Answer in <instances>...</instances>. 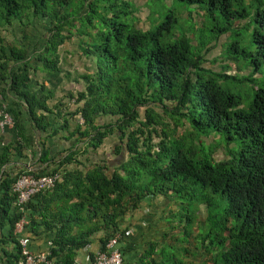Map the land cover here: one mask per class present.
<instances>
[{"label":"trees","instance_id":"16d2710c","mask_svg":"<svg viewBox=\"0 0 264 264\" xmlns=\"http://www.w3.org/2000/svg\"><path fill=\"white\" fill-rule=\"evenodd\" d=\"M179 1L218 13L230 24L245 18L246 1L258 2L250 58L255 68L264 64V0ZM39 21L44 26L38 27ZM173 21L169 16L148 30L139 28L131 3L123 0H0V97L10 102L7 112L14 120L12 139L0 137V264H24L20 234L15 233L22 218L27 221L22 235L30 242L50 243V264H79V252L96 235H101L103 250L114 234L129 231L123 220L144 201L170 195L181 199L192 184L217 196L224 208L217 222L221 251L215 256L204 252L207 257L191 264H264V80L241 107L242 101L220 82H249L253 87V80L203 68L199 53L207 46L188 36L189 31H173ZM17 26L28 43L16 37ZM8 27L11 42L2 34ZM28 29L38 33L29 36ZM73 37L79 58L91 65L85 64L76 77L83 89L66 96L75 109L67 108L62 123L53 128L60 116L54 113V120H48L53 111L46 90L40 88V97L31 93V76L38 70L58 72L60 50ZM19 98L34 127L48 137L68 129V118L76 119L70 133L75 143L59 161L51 159L43 144L38 156L41 165L47 164L43 169L19 165L28 159L27 152L36 155L21 112L10 107ZM184 123L185 134L177 135L176 128ZM115 133L128 157L116 167L105 160L90 163L91 154ZM213 134L233 146L226 150L227 159L216 161L215 147L205 145L203 139ZM121 146L114 148L115 154ZM55 173L60 178L52 189L17 205L13 187L20 177ZM211 206L206 205L208 220ZM129 237L119 242L123 264ZM152 247L140 264H156L145 262ZM158 255L157 264H165L163 252Z\"/></svg>","mask_w":264,"mask_h":264},{"label":"rangeland","instance_id":"374dc122","mask_svg":"<svg viewBox=\"0 0 264 264\" xmlns=\"http://www.w3.org/2000/svg\"><path fill=\"white\" fill-rule=\"evenodd\" d=\"M123 1L131 3L133 17L139 28L148 30L160 24L170 16L174 19L173 31L178 34L189 31L187 32L188 36L194 40L196 38L198 42L204 43L207 47L199 53L203 60L201 63L203 68L220 73L225 72L228 75H233L237 72V76L239 77L243 75L250 77L254 82L253 87L249 82L239 83L232 80L220 82L221 87L230 89L232 93L242 101L241 107L247 105L253 93V88L260 85L264 80V64L255 68L254 64H252V58H250V54L254 52L251 37L253 29L255 28L254 15L258 7V2L246 1L242 5V9L246 13L245 18L237 19L230 24V22L223 19L218 13L210 15L204 9L202 10L201 6L191 5L184 1ZM71 9H75L74 5L71 6ZM234 9L237 8L235 7ZM72 11L74 12V10ZM40 23V21L37 22L38 27L44 26V24ZM20 27L21 26L16 27V32L18 33H16V37H18L20 41L28 43V40L22 38ZM219 29L226 30L224 33L220 34ZM44 32V30L40 29L39 35H44ZM37 33L38 31L31 32L30 30L27 32L29 36ZM2 34H4L6 40L9 42L12 41L14 36L12 34V28L8 27L6 32ZM77 42L76 37H73L69 45H65L67 48L65 50L71 53L70 56H74L77 54L76 51H79ZM65 47L61 48V55L63 58L66 56L63 52V48ZM85 59L87 60V58ZM85 59H83V64H90V61H86ZM84 71L83 69L82 72ZM141 112L143 113L142 109ZM164 120L170 121L167 116H165ZM186 128V123L182 126H178L176 128L177 135L185 134ZM118 134L119 133H115L113 136H110L103 144L104 146L100 147L98 150L104 157L103 159L108 160L111 167L118 166L128 157L125 145L121 146L122 149L120 154L113 153V157H110L111 143L116 139L118 140ZM154 141L157 142V139ZM203 141L205 145H212L215 147L213 157L216 161L227 159L226 150L233 147L227 146L220 135L213 134L210 138L203 139ZM117 142H119V140ZM110 170L107 172L108 174L111 173ZM155 199L161 201L159 207H157V209L161 208V210L159 212L154 211L159 217V219L155 221L154 227L155 233L157 234L156 243L159 247L157 251L160 253L163 252L161 257L165 264H191L198 260L200 262V257L203 255L207 257L204 252L208 255L211 254L215 256L221 251L216 237L219 235L217 222L220 220V214L224 206L217 196L212 195L208 190L192 184L189 187L188 194L182 195L181 199H175L172 195H170L169 198L157 196L152 201V206L154 205L153 202H155ZM145 202L141 205L139 210L134 213L135 215L133 216L135 218H138L142 210L147 208L148 210L153 209V207L149 208L151 204L147 207ZM209 202L212 206L210 218L208 220L206 205ZM187 219H190L188 223L186 221ZM151 221L152 220H150V222Z\"/></svg>","mask_w":264,"mask_h":264},{"label":"crops","instance_id":"0c3cea01","mask_svg":"<svg viewBox=\"0 0 264 264\" xmlns=\"http://www.w3.org/2000/svg\"><path fill=\"white\" fill-rule=\"evenodd\" d=\"M66 44L69 45V43ZM65 45L63 47H65ZM63 49V52L65 53L64 55L66 56L63 58L61 55L62 59L59 63L60 70L58 72L46 73L41 70H38L31 76V93L35 94L37 97H40L42 95L40 88L44 87L46 90L44 92V95L48 98L47 105L53 111L52 114H47L48 120H54V113L59 114L60 116V118L54 122L55 125H53V128L59 127V124L62 123L63 114L66 112L67 108V112H72L75 109L74 102L67 99V94L69 92L77 93L78 91L83 89L82 82L78 78H76L78 74L83 73L82 71L85 65L83 64V59H79L78 53L74 56H70L71 53H68L65 50L67 48L65 47ZM36 66L41 67L40 64ZM9 99L12 100L13 97L10 96ZM14 101H17L18 105L12 103L10 107H12L14 111L21 112L20 120L32 140V149L36 154L35 156L31 157L30 152H27L28 159L25 162H20L19 165H23L24 163V165H27V167H29L31 170H37L39 168L43 169L44 167H46L47 164L41 165V163L38 162L39 151L42 148L43 144L44 146L46 145L45 148L49 149V155L51 159L59 161L63 156H65L69 148H71V146L75 143V139L70 138V133L74 130L75 126L77 125L76 119L68 118V129L60 130L56 136L48 137L47 134L38 131L34 127L33 123L30 121V118H28L25 102L21 98H19L18 100L15 99ZM5 103L9 107L10 102L8 101ZM56 106H61V108L59 107L58 109L54 110V107ZM11 130L12 128L7 129L4 132H0V137L2 139L10 141L13 137V135L11 134ZM117 141L118 140H114L111 143V158L113 157L114 148L121 146L120 142ZM103 158L104 157L102 156L101 152L97 151V153L91 154L89 162L95 163L100 160H105L108 163V160ZM153 200L154 199H149L146 202L144 201L145 205L148 207V205H150ZM153 203V206L152 204L149 206V208L153 207V209L148 210L147 208L142 210V213L138 215V218H135L133 216L135 215V211L131 215L128 214L123 220V227L130 226V237L126 240V245L124 244V246L127 247V252L124 256L125 264H138V262L140 264V259L146 252L153 248L152 246H154L153 252L149 256L148 260L147 258H145V262L149 260L153 262L155 261L156 264L160 262V256L158 255L160 253L157 251L159 247L156 243L157 234L155 233L154 228L155 221L158 220L159 217L156 215V213H154V211L159 212L161 210V208L157 209L161 201L159 199H155V202ZM150 220L152 221L150 222ZM100 237V234L96 235L93 239L92 244H90L87 248H84L83 250H81V252H79V255L77 257L78 261H83L87 254L95 253L99 250L98 238ZM49 245L50 243L48 242L46 244L44 239L39 240L37 242H30L31 250L35 253L46 252Z\"/></svg>","mask_w":264,"mask_h":264},{"label":"built area","instance_id":"2783aa9c","mask_svg":"<svg viewBox=\"0 0 264 264\" xmlns=\"http://www.w3.org/2000/svg\"><path fill=\"white\" fill-rule=\"evenodd\" d=\"M82 123V120H80ZM14 126V120L7 112V105L1 102L0 97V132L11 129ZM58 173L35 177L33 175H25L18 179L13 190L18 194L17 205L22 206L31 196L50 190L59 180ZM27 224L25 218H22L15 226V233L20 234L18 244L24 264H50L47 260L48 253H35L31 250L30 240L22 235L24 226ZM130 231L114 234L104 245L103 250H98L92 255L87 254L83 261L79 264H123L122 253L120 251L119 242L123 236L127 237Z\"/></svg>","mask_w":264,"mask_h":264}]
</instances>
